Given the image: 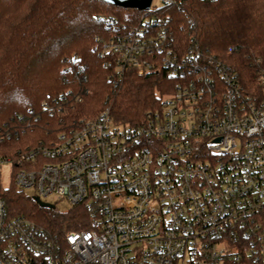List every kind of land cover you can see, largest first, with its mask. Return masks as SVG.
<instances>
[{"label":"built area","instance_id":"1","mask_svg":"<svg viewBox=\"0 0 264 264\" xmlns=\"http://www.w3.org/2000/svg\"><path fill=\"white\" fill-rule=\"evenodd\" d=\"M103 20L118 74L164 71L172 85L141 125L106 107L0 157L18 189L82 206L88 224L53 234L0 199V264H264V76L247 94L229 64L182 50L153 2L134 25Z\"/></svg>","mask_w":264,"mask_h":264},{"label":"trees","instance_id":"2","mask_svg":"<svg viewBox=\"0 0 264 264\" xmlns=\"http://www.w3.org/2000/svg\"><path fill=\"white\" fill-rule=\"evenodd\" d=\"M159 10L183 50L198 44L229 64L247 91L264 76V0H185ZM142 11L102 0H0V157L51 144L106 107L116 123L138 126L171 87L164 71L118 74L105 43L116 25H134ZM10 135L9 138L7 136ZM15 185L0 199L53 234L88 228L86 211L41 207Z\"/></svg>","mask_w":264,"mask_h":264},{"label":"rangeland","instance_id":"3","mask_svg":"<svg viewBox=\"0 0 264 264\" xmlns=\"http://www.w3.org/2000/svg\"><path fill=\"white\" fill-rule=\"evenodd\" d=\"M161 1L162 0H153V7L157 9L163 6ZM12 171H13L12 165H10L9 163L5 164L2 168L1 180H2V185L5 188L10 187L12 185V179H11ZM23 191L26 195H29V196L35 195L33 190H23ZM48 202H53L57 210L61 212L68 211L71 208V205L65 200L56 201L55 199L50 198L48 199Z\"/></svg>","mask_w":264,"mask_h":264},{"label":"water","instance_id":"4","mask_svg":"<svg viewBox=\"0 0 264 264\" xmlns=\"http://www.w3.org/2000/svg\"><path fill=\"white\" fill-rule=\"evenodd\" d=\"M102 1L122 8H135L139 11L149 10L153 2V0H102ZM33 199L41 207L51 208V209L55 208V205L42 201L38 196H34Z\"/></svg>","mask_w":264,"mask_h":264},{"label":"flooded vegetation","instance_id":"5","mask_svg":"<svg viewBox=\"0 0 264 264\" xmlns=\"http://www.w3.org/2000/svg\"><path fill=\"white\" fill-rule=\"evenodd\" d=\"M42 201H44V200H42ZM44 202H46V203H51V202H48V201H44ZM51 204H53V203H51ZM54 205V204H53Z\"/></svg>","mask_w":264,"mask_h":264}]
</instances>
